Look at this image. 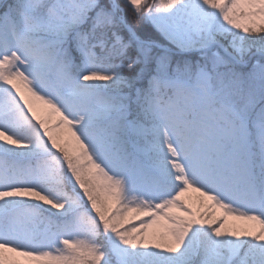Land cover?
Listing matches in <instances>:
<instances>
[{"label":"snow or ice","instance_id":"6c2138e0","mask_svg":"<svg viewBox=\"0 0 264 264\" xmlns=\"http://www.w3.org/2000/svg\"><path fill=\"white\" fill-rule=\"evenodd\" d=\"M0 264H264V0H0Z\"/></svg>","mask_w":264,"mask_h":264},{"label":"trees","instance_id":"16d2710c","mask_svg":"<svg viewBox=\"0 0 264 264\" xmlns=\"http://www.w3.org/2000/svg\"><path fill=\"white\" fill-rule=\"evenodd\" d=\"M150 27V26H149Z\"/></svg>","mask_w":264,"mask_h":264}]
</instances>
